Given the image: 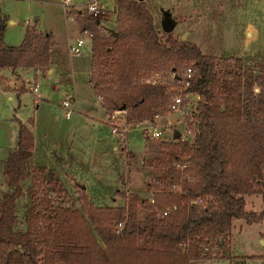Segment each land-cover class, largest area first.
Wrapping results in <instances>:
<instances>
[{
    "label": "trees",
    "instance_id": "1",
    "mask_svg": "<svg viewBox=\"0 0 264 264\" xmlns=\"http://www.w3.org/2000/svg\"><path fill=\"white\" fill-rule=\"evenodd\" d=\"M115 5L114 23L104 24L87 10L75 16L81 31L92 34L91 83L106 113L125 112L129 125L169 114L176 94L199 98L194 141L162 142L160 157L150 161L154 167L189 160L191 167L178 183L182 191L165 195L159 177L153 181V204L134 198L127 206L99 207L84 193L81 209L58 205L51 196L69 194L48 168L34 169L37 182L24 188L34 156V126L17 120L18 146L5 164L8 189L0 200V264H191L230 246L236 220L264 222V211L249 212L246 201L248 195L264 196V66L255 76L236 59L234 67L222 71L220 60L196 43L173 33L163 36L144 0H115ZM5 26L0 18V84L9 90L5 70L18 76L19 69H50L54 35L28 26L23 42L12 46L4 42ZM189 67L195 72L189 86L147 80ZM16 91L22 94L27 87ZM24 197L29 210L21 228ZM199 198L203 203L193 205Z\"/></svg>",
    "mask_w": 264,
    "mask_h": 264
},
{
    "label": "rangeland",
    "instance_id": "2",
    "mask_svg": "<svg viewBox=\"0 0 264 264\" xmlns=\"http://www.w3.org/2000/svg\"><path fill=\"white\" fill-rule=\"evenodd\" d=\"M89 1L0 0V15L8 19L5 43L21 44L27 27L35 25L53 33L57 41L56 69L51 80L35 78L33 72L22 74L25 81L6 74L13 87L26 86L28 91L19 94L6 89V93H0V200L8 189L5 164L10 152L18 146L17 120L33 124L35 135L34 158L29 163L24 188L27 190L37 182L34 169L48 167L69 194L67 198L58 192L51 196V201L58 205L81 209V196L88 193L96 206H127L134 198L151 201L154 179L162 177L165 195L173 192L174 186L181 181L182 173L174 162L169 166L156 162L150 167V161L160 157V143L176 140V132L181 133L185 141H194L198 130L199 98L191 96L192 105L185 114L172 112L165 114L168 118L154 122L158 127L166 126L171 130L168 137L160 140L149 137L152 123L129 125L125 112L109 116L89 82L91 38L81 31L75 18L78 11H89ZM100 3L105 5L100 14L102 23H114L115 0H100ZM147 4L163 36L167 33L179 38L186 35L185 40L196 43L209 56L220 60L222 71L234 67L235 60L241 59L244 69L253 70L255 76L260 74V67L264 66V0H147ZM67 10L72 15L67 14ZM168 18L171 29L166 31ZM10 20L14 23L11 24ZM247 28L251 29L252 35L247 34ZM79 38H84L86 44L82 56L77 58L72 53L71 56L69 47ZM172 75H151L147 80L171 84ZM38 84L39 93H34L33 88ZM259 89L255 87L256 91ZM65 101L71 104L69 119L63 106ZM112 122L118 126L127 125L129 133L125 139L112 133ZM175 122L176 126L169 124ZM59 159L63 162L60 163ZM59 174L66 177L63 182ZM263 198V194L246 196L247 210L261 214L264 211ZM28 210L29 200L24 197L19 201L21 228L26 227ZM223 249L221 254L209 260L191 264H264V222L249 225L245 220H236L230 246Z\"/></svg>",
    "mask_w": 264,
    "mask_h": 264
},
{
    "label": "built area",
    "instance_id": "3",
    "mask_svg": "<svg viewBox=\"0 0 264 264\" xmlns=\"http://www.w3.org/2000/svg\"><path fill=\"white\" fill-rule=\"evenodd\" d=\"M88 9H89V12L95 16L96 18H98L99 20L100 19V14L102 12H104L105 10V5H101L100 3V0H91L89 5H88ZM89 37L92 38V34L91 33H88ZM86 44V40L84 38H79L75 43H73L71 46H70V52L73 54V56L75 57H80L82 56V53H83V47L85 46ZM195 76V72H194V69L192 67H189V68H186L184 70V73L183 74H179V73H176V74H173L172 75V81L173 83L175 84H178V85H182V86H189L190 85V82L191 80L194 78ZM39 92V87L36 86L34 87V93H38ZM191 95L190 94H176L172 97L171 99V102H170V105H169V112L172 113V112H181V114H185V110L192 105V102H191ZM63 106L67 109V118H71V115H72V111L70 110V102L69 101H65L63 103ZM165 117V115H157L156 118H155V121L156 122L157 120H162L163 118ZM152 123L153 127H151L149 130H148V134H149V137L152 139V140H160L162 138H165V137H168L170 135V132L171 130L169 128H167L166 126H163V127H158L157 124L155 123ZM181 122H184L183 120ZM170 125H173V126H176L177 122L175 123H169ZM112 133L114 135H118L121 137V139H125L126 138V134L129 133L128 129H127V125H121V126H118L116 124L113 125V131ZM128 135V134H127ZM181 135V133H180ZM183 136H181L182 138ZM184 138V137H183ZM182 138V139H183ZM184 140V139H183ZM185 141V140H184ZM175 167L177 169L180 170V172L182 173V177L186 175V172L190 169L191 167V163L189 160L187 159H182L181 161H177L175 163ZM159 187H163L161 186L162 184L161 183H158ZM182 191V187L180 186V184H176L174 186V191L173 192H181ZM153 197H152V200H151V203H155V193L153 192ZM203 203V200L201 198L195 200L192 202L193 205H201ZM171 210L172 208H169L165 213L164 215L167 216L169 213H171ZM124 228V224L121 223L118 225V229H123Z\"/></svg>",
    "mask_w": 264,
    "mask_h": 264
},
{
    "label": "crops",
    "instance_id": "4",
    "mask_svg": "<svg viewBox=\"0 0 264 264\" xmlns=\"http://www.w3.org/2000/svg\"><path fill=\"white\" fill-rule=\"evenodd\" d=\"M91 1V0H90ZM90 1H89V3H90ZM145 2L147 3V0H145ZM148 5V4H147ZM115 7V6H114ZM149 7V6H148ZM115 17L117 18V14H115ZM0 18H4V16H1L0 15ZM4 19H6V26H5V29H4V33H5V31H6V27H7V23H8V19L5 17ZM10 23L11 24H13L14 23V21L13 20H10ZM30 25V24H29ZM30 27H37L36 25L35 26H30ZM40 31H42V32H45V31H43V30H41L39 27H37ZM247 30V34L248 35H252V31H251V29H246ZM25 33H26V31H25ZM24 38H25V35H24ZM24 38H23V40H24ZM6 44H8V45H12V46H18V45H13V44H10V43H6ZM20 45V44H19ZM56 46H57V41H56V39H55V37H54V44H53V46H52V52H51V65H50V69L48 70V71H45V72H38V73H36L33 69H19L18 70V76H15L18 80L20 79V80H23L24 78H23V76H22V74H24V73H27V74H30V72H33V74H34V77L36 78V76L38 77H47L49 80H51L52 79V77H53V73H54V71H55V65H54V63L57 61V59H56V54H55V51H56ZM71 46V45H70ZM69 52H70V47H69ZM70 54H71V52H70ZM91 54H92V51H91ZM71 56H72V54H71ZM81 57V56H80ZM80 57H77V58H80ZM7 73H9V74H12V72L11 71H9V70H5L4 72H3V74H4V76H5V78H6V80H7V82H10V86H9V83H8V86L10 87V89H12V90H14V91H16V89H17V87H13V85H11L12 84V82H11V79L8 77V75H6ZM91 74H92V69H91ZM13 75V74H12ZM14 76V75H13ZM39 79V78H38ZM23 81H25V80H23ZM90 84H91V86L93 87V85H92V83H91V75H90ZM38 87H39V84H38ZM94 88V87H93ZM95 90V89H94ZM27 91H28V89H27ZM33 91H34V88H33ZM95 92H96V90H95ZM0 93H6V89L0 84ZM39 93V92H38ZM97 93V92H96ZM42 97V95L40 94L39 95V97ZM99 98V97H98ZM99 101H100V99H99ZM100 103H101V101H100ZM101 106H102V103H101ZM103 108V107H102ZM116 118V117H115ZM164 118H168V117H164ZM164 118H163V120H164ZM162 121V120H161ZM167 121H169V122H173L171 119H168ZM113 124H114V122H112V126H113ZM35 136V135H34ZM14 151V150H13ZM34 158V157H33ZM60 161V163L61 162H63V160H61V159H59ZM45 168H48V167H45ZM53 168H55L56 169V167H53ZM48 169H50V168H48ZM50 170H52V169H50ZM55 171V170H54ZM56 172V171H55ZM57 173V172H56ZM59 176H60V179L62 180V182H63V179L64 178H66V177H64V175H61V174H59ZM85 189H86V187H84ZM86 192H87V189H86ZM88 194V193H87ZM92 200V199H91ZM94 202V201H93Z\"/></svg>",
    "mask_w": 264,
    "mask_h": 264
},
{
    "label": "water",
    "instance_id": "5",
    "mask_svg": "<svg viewBox=\"0 0 264 264\" xmlns=\"http://www.w3.org/2000/svg\"><path fill=\"white\" fill-rule=\"evenodd\" d=\"M114 10H115V12H116V10H117V6L115 5V7H114ZM165 29H166V31H169L170 29H171V27H170V19L168 18L167 19V21H165ZM186 39V35H184L183 37H182V40H185ZM181 137V135H180V133L179 132H176L175 133V139L177 140V139H179ZM262 187H263V189H264V181L262 182Z\"/></svg>",
    "mask_w": 264,
    "mask_h": 264
}]
</instances>
